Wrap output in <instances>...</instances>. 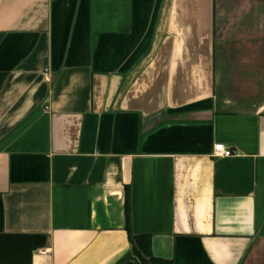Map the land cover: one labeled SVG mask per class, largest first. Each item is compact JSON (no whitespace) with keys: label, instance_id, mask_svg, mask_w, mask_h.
Returning a JSON list of instances; mask_svg holds the SVG:
<instances>
[{"label":"crops","instance_id":"1","mask_svg":"<svg viewBox=\"0 0 264 264\" xmlns=\"http://www.w3.org/2000/svg\"><path fill=\"white\" fill-rule=\"evenodd\" d=\"M247 20L250 63L264 0H0V233L45 237L30 264H143L129 234L264 264V100L216 91L220 25Z\"/></svg>","mask_w":264,"mask_h":264},{"label":"rangeland","instance_id":"2","mask_svg":"<svg viewBox=\"0 0 264 264\" xmlns=\"http://www.w3.org/2000/svg\"><path fill=\"white\" fill-rule=\"evenodd\" d=\"M229 8L232 11L234 9L229 4ZM239 21H236V25ZM245 23V21H242ZM250 28L245 29L243 34L245 37H238L236 29L237 26H233L230 30H226L227 24L220 25L223 27L218 31L217 35V55L216 62L219 64V70L217 73L216 91L219 96V100H230L226 106H231L233 109H248L252 104H257L264 100V78L260 81L261 68L264 66V40L261 49L257 48L256 61L247 63L244 59L248 53L244 50V45L247 42L254 44L259 40L258 36L261 34L253 27L254 21L249 22ZM242 33V32H241ZM233 35V36H229ZM264 39V37L262 38ZM241 44L242 48L234 47V44ZM230 44V45H229ZM229 45V47H228ZM254 54V53H253ZM261 67V68H260ZM260 81L259 83L256 82Z\"/></svg>","mask_w":264,"mask_h":264},{"label":"trees","instance_id":"3","mask_svg":"<svg viewBox=\"0 0 264 264\" xmlns=\"http://www.w3.org/2000/svg\"><path fill=\"white\" fill-rule=\"evenodd\" d=\"M2 77L0 76V85ZM126 211L128 196L125 197ZM129 233V230H128ZM132 251L138 256L143 264H167L153 258L149 252L147 241H143V237H131ZM45 243V237L39 234H11L0 233V264H30L32 252L42 247Z\"/></svg>","mask_w":264,"mask_h":264},{"label":"built area","instance_id":"4","mask_svg":"<svg viewBox=\"0 0 264 264\" xmlns=\"http://www.w3.org/2000/svg\"><path fill=\"white\" fill-rule=\"evenodd\" d=\"M233 151L228 146L224 145L223 143H215L213 146L212 154L215 156H230L232 155Z\"/></svg>","mask_w":264,"mask_h":264}]
</instances>
